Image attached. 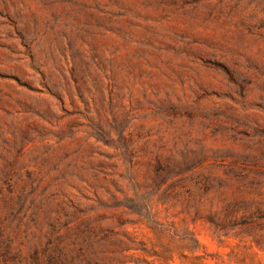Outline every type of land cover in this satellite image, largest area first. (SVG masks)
<instances>
[{
    "label": "rangeland",
    "instance_id": "rangeland-1",
    "mask_svg": "<svg viewBox=\"0 0 264 264\" xmlns=\"http://www.w3.org/2000/svg\"><path fill=\"white\" fill-rule=\"evenodd\" d=\"M54 261L264 264V0H0V264Z\"/></svg>",
    "mask_w": 264,
    "mask_h": 264
},
{
    "label": "trees",
    "instance_id": "trees-1",
    "mask_svg": "<svg viewBox=\"0 0 264 264\" xmlns=\"http://www.w3.org/2000/svg\"><path fill=\"white\" fill-rule=\"evenodd\" d=\"M195 243H197L198 244V241L195 239V241H194ZM55 262V261H54ZM54 264H58L57 262H55ZM66 264H69V263H66ZM71 264V263H70Z\"/></svg>",
    "mask_w": 264,
    "mask_h": 264
}]
</instances>
